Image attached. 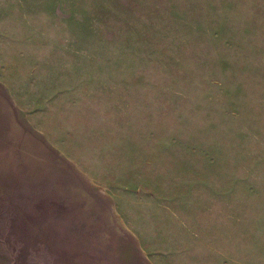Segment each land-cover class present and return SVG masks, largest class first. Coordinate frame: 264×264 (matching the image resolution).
<instances>
[{
  "label": "rangeland",
  "instance_id": "1",
  "mask_svg": "<svg viewBox=\"0 0 264 264\" xmlns=\"http://www.w3.org/2000/svg\"><path fill=\"white\" fill-rule=\"evenodd\" d=\"M240 234L264 0H0V264H227Z\"/></svg>",
  "mask_w": 264,
  "mask_h": 264
},
{
  "label": "crops",
  "instance_id": "2",
  "mask_svg": "<svg viewBox=\"0 0 264 264\" xmlns=\"http://www.w3.org/2000/svg\"><path fill=\"white\" fill-rule=\"evenodd\" d=\"M226 250L227 264H264V235L243 239L242 234L236 239L231 235ZM232 242V245H230Z\"/></svg>",
  "mask_w": 264,
  "mask_h": 264
}]
</instances>
